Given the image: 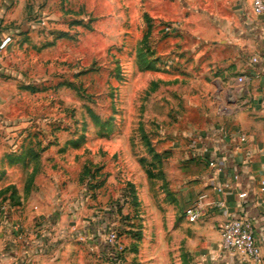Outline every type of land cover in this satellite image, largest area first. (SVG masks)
I'll use <instances>...</instances> for the list:
<instances>
[{
  "label": "rangeland",
  "instance_id": "obj_1",
  "mask_svg": "<svg viewBox=\"0 0 264 264\" xmlns=\"http://www.w3.org/2000/svg\"><path fill=\"white\" fill-rule=\"evenodd\" d=\"M201 1L0 0V40L15 34L0 77L17 89L0 121L12 147L0 183L18 164L15 180L56 182L72 209L84 206L76 235L93 264H200L179 221L161 234L155 225L167 227L161 205L180 184L168 155L209 123L198 119L200 90L186 73L200 71L187 52L206 26ZM19 234L15 251L29 242Z\"/></svg>",
  "mask_w": 264,
  "mask_h": 264
},
{
  "label": "crops",
  "instance_id": "obj_2",
  "mask_svg": "<svg viewBox=\"0 0 264 264\" xmlns=\"http://www.w3.org/2000/svg\"><path fill=\"white\" fill-rule=\"evenodd\" d=\"M198 6L206 26L194 33L201 41L199 47L187 53L200 71L197 75L193 68L186 72L191 78L187 87L200 90L198 119L209 123L192 135V145H178L168 155L165 162L179 168L180 184L164 204L158 203L169 217L167 227L156 222L155 228L158 234L165 228L172 232L179 221L188 229L183 240L200 264H254L223 246L222 226L233 217H243L253 225L264 264V16L253 12L252 0H202ZM14 44L15 34L0 40L2 52ZM240 77L246 81L239 83ZM16 90L0 77V121ZM186 98L187 104L193 103L190 94ZM11 150L0 137V168ZM6 167L10 171L0 183V197L5 191L10 207L8 220L0 228V264H93L76 235L87 223L84 206L72 209L70 196L56 182L47 189L38 183L32 188L25 177L13 178L21 165ZM200 198L203 214L189 223L186 212ZM149 204L155 211V205ZM19 233L29 242L15 251Z\"/></svg>",
  "mask_w": 264,
  "mask_h": 264
},
{
  "label": "built area",
  "instance_id": "obj_3",
  "mask_svg": "<svg viewBox=\"0 0 264 264\" xmlns=\"http://www.w3.org/2000/svg\"><path fill=\"white\" fill-rule=\"evenodd\" d=\"M252 8L253 12L258 16H264V0H252ZM3 44V43H2ZM3 46H0V60ZM258 57L253 58L254 63H258ZM246 81L245 77L238 78L239 83H244ZM245 139H242L244 141ZM209 165L211 167H218L215 162H210ZM238 179V176L235 177ZM230 187V185H227ZM219 192H223L224 189L221 188L218 190ZM261 191L264 192V180L261 181ZM203 214V203L202 199L196 202L193 206H191L187 212L186 216L190 222H197L200 220ZM4 225V217L0 215V228ZM222 236H223V246L224 248L232 253H237L254 264L262 263V253L261 248L256 242L254 228L252 223L243 218V217H233L229 219L222 226ZM20 239H24V234H19ZM115 236L112 237L111 242H113ZM27 244V243H26Z\"/></svg>",
  "mask_w": 264,
  "mask_h": 264
},
{
  "label": "trees",
  "instance_id": "obj_4",
  "mask_svg": "<svg viewBox=\"0 0 264 264\" xmlns=\"http://www.w3.org/2000/svg\"><path fill=\"white\" fill-rule=\"evenodd\" d=\"M16 160H18V159H16ZM10 162L14 163L15 161H14V159H12ZM140 235H141L140 233L137 234L138 237H140Z\"/></svg>",
  "mask_w": 264,
  "mask_h": 264
}]
</instances>
